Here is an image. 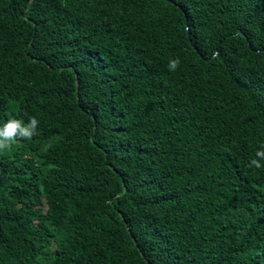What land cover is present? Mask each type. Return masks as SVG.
Masks as SVG:
<instances>
[{
	"label": "trees",
	"instance_id": "trees-1",
	"mask_svg": "<svg viewBox=\"0 0 264 264\" xmlns=\"http://www.w3.org/2000/svg\"><path fill=\"white\" fill-rule=\"evenodd\" d=\"M33 116L0 264H264V0H0V125Z\"/></svg>",
	"mask_w": 264,
	"mask_h": 264
},
{
	"label": "clouds",
	"instance_id": "clouds-1",
	"mask_svg": "<svg viewBox=\"0 0 264 264\" xmlns=\"http://www.w3.org/2000/svg\"><path fill=\"white\" fill-rule=\"evenodd\" d=\"M181 61L172 58L168 62L169 71H176ZM40 121L36 117H29L27 122L22 119L11 118L0 125V152L9 150L19 141L31 140L38 135ZM264 147L255 152V157L250 159L247 167L261 169L264 168Z\"/></svg>",
	"mask_w": 264,
	"mask_h": 264
},
{
	"label": "water",
	"instance_id": "water-1",
	"mask_svg": "<svg viewBox=\"0 0 264 264\" xmlns=\"http://www.w3.org/2000/svg\"><path fill=\"white\" fill-rule=\"evenodd\" d=\"M188 35L190 36V32H188Z\"/></svg>",
	"mask_w": 264,
	"mask_h": 264
}]
</instances>
